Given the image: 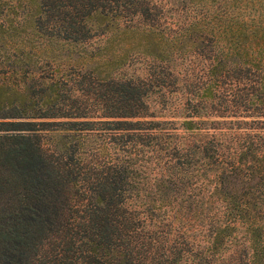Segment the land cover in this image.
<instances>
[{"label":"trees","instance_id":"16d2710c","mask_svg":"<svg viewBox=\"0 0 264 264\" xmlns=\"http://www.w3.org/2000/svg\"><path fill=\"white\" fill-rule=\"evenodd\" d=\"M0 264H264V0H0Z\"/></svg>","mask_w":264,"mask_h":264},{"label":"rangeland","instance_id":"374dc122","mask_svg":"<svg viewBox=\"0 0 264 264\" xmlns=\"http://www.w3.org/2000/svg\"><path fill=\"white\" fill-rule=\"evenodd\" d=\"M129 65H127V70L128 71H135V60H131L130 63H127Z\"/></svg>","mask_w":264,"mask_h":264}]
</instances>
